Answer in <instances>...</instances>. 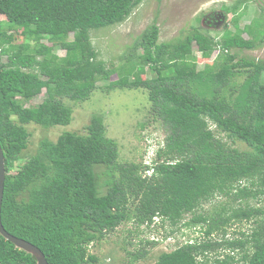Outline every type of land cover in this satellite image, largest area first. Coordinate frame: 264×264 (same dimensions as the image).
<instances>
[{
  "label": "trees",
  "instance_id": "16d2710c",
  "mask_svg": "<svg viewBox=\"0 0 264 264\" xmlns=\"http://www.w3.org/2000/svg\"><path fill=\"white\" fill-rule=\"evenodd\" d=\"M143 1L0 0L2 226L38 247L48 263L97 264L90 244L131 217L149 229L158 215L165 237L180 227L198 232L158 253L155 264H264V205L252 204L264 195V59L237 53L264 43V14L241 26L244 11L222 5L225 13L235 14L233 30L225 25L212 37L193 28L182 39L161 42L153 22L129 45L122 62H107L92 33L120 24ZM193 42L204 60L216 52L202 69ZM99 81L108 92H147L149 112L166 130L150 164L120 163L118 143L106 135L98 113L85 133L65 130L56 140L42 139L21 164L30 137L26 125H68L72 108L65 100L89 99ZM42 92L43 99L33 102ZM215 132L247 148L232 146ZM99 172L106 176L104 192ZM217 196L236 205L196 213ZM242 222L252 226L241 230ZM157 243L145 241L150 247ZM127 254L137 260L148 251L140 247ZM0 264L36 260L0 234Z\"/></svg>",
  "mask_w": 264,
  "mask_h": 264
},
{
  "label": "rangeland",
  "instance_id": "374dc122",
  "mask_svg": "<svg viewBox=\"0 0 264 264\" xmlns=\"http://www.w3.org/2000/svg\"><path fill=\"white\" fill-rule=\"evenodd\" d=\"M240 0H144L142 4L134 9L131 15L120 24L111 27L102 28L92 33V42L100 53V56L107 62H113L115 65L122 62L123 55L128 51L134 39L141 32L155 22L158 26L159 33L157 41H170L183 37L193 28L205 29L212 37L219 35L223 26L227 25L232 30V18L234 12L225 13L221 6L238 5L237 14L244 11L239 24L242 26L251 22L252 18L264 14V0H243L246 2V8H243V2L239 5ZM210 13L217 14L216 20L212 23L207 22L206 18ZM264 17V16H263ZM263 24L264 21L262 20ZM202 27V28H201ZM245 38L249 36L243 34ZM218 38V37H216ZM20 40V39H18ZM192 53L196 56L197 69H202L207 62L212 61L216 52H213L208 60L202 59L201 50L193 42L191 44ZM63 54L62 50H58ZM238 57H254L264 59V43L254 49H243L238 51ZM122 57V58H121ZM5 60V57L2 58ZM149 74H143L141 77H148ZM245 74L238 77V81L243 79ZM116 75L111 76L114 80ZM264 82V73L262 75ZM97 83L98 88L93 91L89 99L82 102H73L65 100L72 108V120L68 125H56L52 127H43L41 125L30 123L27 124V130L30 133L28 146L23 152L21 164L32 155L39 142L42 139L56 140L62 131H74L85 133L86 126L89 124L91 116L94 113L103 115L106 127V135L118 143V161L120 163H141L148 164L160 145L163 146V140L166 134L158 117L150 114V104L148 102L147 92L143 88L139 89H113L109 92ZM44 93L33 99V102H40ZM28 105V104H27ZM215 129V125H211ZM217 136L223 138L232 146L239 149H246V145L241 141L231 142L223 133L215 132ZM14 170V169H13ZM151 170L147 174L150 173ZM100 174V187L102 192L106 187L103 183L105 175ZM230 200V201H229ZM236 205L229 197L217 196L208 202H204L196 210V213H214L220 211L223 205ZM257 206L264 205V195L261 200L252 203ZM226 212V211H225ZM191 213L185 214L183 221L188 220ZM156 224H151V228L137 226L131 217L122 222L114 231L105 235L100 241L88 246L89 252L98 257L97 264H155V259L161 251H170L177 245L185 243L186 238L197 235V228H178L174 236L165 237L166 230L161 226V219L157 218ZM155 218V220H157ZM164 224H167L165 221ZM251 223L242 222L239 229L248 230ZM178 226V224H177ZM179 227V226H178ZM238 225L229 228L228 235ZM158 241L154 246L145 245V241ZM140 247H145L148 251L146 257L133 260L127 251H135Z\"/></svg>",
  "mask_w": 264,
  "mask_h": 264
},
{
  "label": "water",
  "instance_id": "95a60500",
  "mask_svg": "<svg viewBox=\"0 0 264 264\" xmlns=\"http://www.w3.org/2000/svg\"><path fill=\"white\" fill-rule=\"evenodd\" d=\"M4 179H5L4 155L0 145V210H1V202L3 196ZM0 234L6 240L10 241L16 248L21 249L26 253H29L32 256H34L36 260V264H52L47 262L43 252L38 247H36L35 245H33L32 243H30L25 239L18 238L8 233L2 226L1 216H0Z\"/></svg>",
  "mask_w": 264,
  "mask_h": 264
},
{
  "label": "flooded vegetation",
  "instance_id": "af4514ba",
  "mask_svg": "<svg viewBox=\"0 0 264 264\" xmlns=\"http://www.w3.org/2000/svg\"><path fill=\"white\" fill-rule=\"evenodd\" d=\"M216 16H217V14H216ZM216 16H215V14L213 15V13H210V15H208L207 18H206L207 22H208V21H209L210 23L214 22V21L216 20ZM209 22H208V23H209Z\"/></svg>",
  "mask_w": 264,
  "mask_h": 264
},
{
  "label": "clouds",
  "instance_id": "9594fccd",
  "mask_svg": "<svg viewBox=\"0 0 264 264\" xmlns=\"http://www.w3.org/2000/svg\"><path fill=\"white\" fill-rule=\"evenodd\" d=\"M161 147H162V146H161ZM154 156H155V152L153 153L151 159H152ZM151 159H150V161H151ZM148 164H150V163H148ZM148 172H149V171H148ZM157 217L160 218V216L155 215V216L153 217V221H154V219L157 218ZM160 219H161V218H160ZM151 224H152V223H151ZM227 236H231V235H227ZM167 237H168V236H167ZM167 237H166V238H167Z\"/></svg>",
  "mask_w": 264,
  "mask_h": 264
},
{
  "label": "built area",
  "instance_id": "2783aa9c",
  "mask_svg": "<svg viewBox=\"0 0 264 264\" xmlns=\"http://www.w3.org/2000/svg\"><path fill=\"white\" fill-rule=\"evenodd\" d=\"M157 218H158V217H157ZM157 218H156V219H157ZM157 222H158V219H157V220L154 219V221L152 222V224H156Z\"/></svg>",
  "mask_w": 264,
  "mask_h": 264
}]
</instances>
